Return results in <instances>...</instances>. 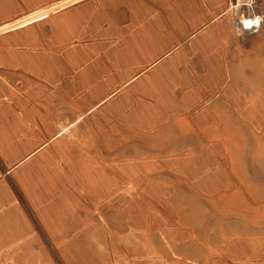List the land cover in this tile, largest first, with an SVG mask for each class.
I'll list each match as a JSON object with an SVG mask.
<instances>
[{
	"label": "crops",
	"instance_id": "crops-1",
	"mask_svg": "<svg viewBox=\"0 0 264 264\" xmlns=\"http://www.w3.org/2000/svg\"><path fill=\"white\" fill-rule=\"evenodd\" d=\"M51 1L0 0V25ZM228 5L77 0L0 33V264H158L156 239L102 222L103 200L156 175L194 182L195 152L223 149L244 110L237 66H264V32L234 30ZM78 112L83 132L60 125Z\"/></svg>",
	"mask_w": 264,
	"mask_h": 264
},
{
	"label": "rangeland",
	"instance_id": "rangeland-1",
	"mask_svg": "<svg viewBox=\"0 0 264 264\" xmlns=\"http://www.w3.org/2000/svg\"><path fill=\"white\" fill-rule=\"evenodd\" d=\"M34 9L37 7H29L17 17ZM257 9L263 14V23L252 36L264 32V0H257ZM227 15L233 29L240 32L233 24V12L228 10ZM0 40L2 46L6 40ZM258 42L264 64V39ZM53 89L57 95H65L63 88ZM238 93L244 110L237 113L235 127L222 129L230 132L222 136L223 149L195 152L197 163L206 166V174L210 169L209 176L181 182L174 176L156 175L149 177L154 181L125 183L103 200L109 214L101 216L102 222L106 218L109 223L119 221L126 234L134 227L140 238L156 239L158 264H264V66H237ZM252 101L256 103L254 112ZM79 113L60 125L83 132L86 118ZM74 137L68 129L58 139ZM138 154L144 161L152 156L150 151Z\"/></svg>",
	"mask_w": 264,
	"mask_h": 264
},
{
	"label": "built area",
	"instance_id": "built-area-1",
	"mask_svg": "<svg viewBox=\"0 0 264 264\" xmlns=\"http://www.w3.org/2000/svg\"><path fill=\"white\" fill-rule=\"evenodd\" d=\"M228 10L233 12L234 26L240 32L256 33L263 23V14L257 9V0H229ZM251 26L246 27V23Z\"/></svg>",
	"mask_w": 264,
	"mask_h": 264
},
{
	"label": "bare ground",
	"instance_id": "bare-ground-1",
	"mask_svg": "<svg viewBox=\"0 0 264 264\" xmlns=\"http://www.w3.org/2000/svg\"><path fill=\"white\" fill-rule=\"evenodd\" d=\"M75 1L77 0H59L49 5L37 8L26 15L16 18L11 22L1 24L0 33L27 26L28 24L43 19L46 16H48L50 13H53L56 10L63 8L66 5L70 4L71 2H75Z\"/></svg>",
	"mask_w": 264,
	"mask_h": 264
},
{
	"label": "snow or ice",
	"instance_id": "snow-or-ice-1",
	"mask_svg": "<svg viewBox=\"0 0 264 264\" xmlns=\"http://www.w3.org/2000/svg\"><path fill=\"white\" fill-rule=\"evenodd\" d=\"M246 27H249V26H251V22H248V23H246V25H245Z\"/></svg>",
	"mask_w": 264,
	"mask_h": 264
}]
</instances>
